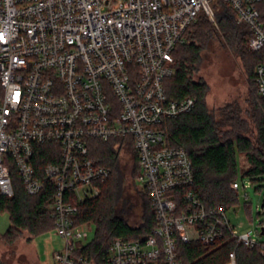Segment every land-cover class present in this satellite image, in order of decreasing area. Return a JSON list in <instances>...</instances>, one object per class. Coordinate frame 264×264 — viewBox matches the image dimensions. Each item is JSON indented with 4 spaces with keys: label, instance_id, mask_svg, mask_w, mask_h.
I'll list each match as a JSON object with an SVG mask.
<instances>
[{
    "label": "built area",
    "instance_id": "built-area-1",
    "mask_svg": "<svg viewBox=\"0 0 264 264\" xmlns=\"http://www.w3.org/2000/svg\"><path fill=\"white\" fill-rule=\"evenodd\" d=\"M217 1L0 0V198L15 192L13 168L30 195L50 186L64 243L55 264H95L78 254L92 226L79 221V205L111 174L92 143L112 139L136 152L156 225L141 239L113 240L103 264H183L179 241L211 247L227 236L264 253V224L240 232L226 208H208L191 190L189 153L169 145L163 127L196 104L194 96L169 97L164 83L201 12L218 27L228 8L249 29L248 49L264 52V0H222L215 9ZM254 79L264 96V60ZM41 151L50 159L43 167ZM227 264H237L235 250Z\"/></svg>",
    "mask_w": 264,
    "mask_h": 264
},
{
    "label": "trees",
    "instance_id": "trees-1",
    "mask_svg": "<svg viewBox=\"0 0 264 264\" xmlns=\"http://www.w3.org/2000/svg\"><path fill=\"white\" fill-rule=\"evenodd\" d=\"M219 16L217 28L201 12L188 28L186 41L174 49L175 72L165 79L166 91L171 98L194 96L196 104L190 112L166 119L163 127L167 143L185 148L193 161L195 181L191 190L208 208L228 209L238 200V192L232 188V183L238 179V155L248 163L242 176L254 182L264 178V96L250 93L246 108L234 100L218 109H210L207 104L210 85L202 77L195 78V74L199 71L203 51L210 49L217 37L235 45L253 83L255 67L264 60V52L248 49L249 29L239 23L228 8L224 7ZM122 143L119 139L92 143V155L111 170L109 178L100 184L99 194L79 205V221L94 225L95 236L78 254L95 264H103L116 238L141 239L156 225L151 200L136 179L140 171L137 154L130 146L123 150ZM44 146L42 148H46ZM42 153L44 151L40 152L41 167L50 160ZM126 153L131 155V165L123 163ZM12 175L13 196L0 198V212L9 213L11 225L0 235L14 241L25 231L35 237L53 230L50 186L46 184L38 194L30 195L15 168ZM232 250L236 252L237 264H264V253L258 248L236 245L230 236L211 247L199 242H178L179 259L183 264H227ZM0 264H5L1 258Z\"/></svg>",
    "mask_w": 264,
    "mask_h": 264
},
{
    "label": "rangeland",
    "instance_id": "rangeland-1",
    "mask_svg": "<svg viewBox=\"0 0 264 264\" xmlns=\"http://www.w3.org/2000/svg\"><path fill=\"white\" fill-rule=\"evenodd\" d=\"M221 3L222 0H218L217 3H213V7L219 9ZM199 67L195 78L202 77L210 85L207 96L210 109H218L234 100L239 101L243 108H246L250 93L256 95V85L245 70L243 59L238 55L235 45L223 40L222 37L214 39L212 47L203 51V59ZM130 158L131 155L126 153L123 163L130 162L131 165ZM247 165L246 159L238 155L237 173L241 187L237 191V202L227 209L229 219L240 232L260 228L264 224L262 206L264 178L254 182L249 177L242 176L243 169ZM130 181L131 179H128V182ZM245 183L248 184L247 187L243 186ZM132 189L134 191V188ZM10 225L9 213L0 212V233H5ZM89 229L86 243L95 236V226L92 225ZM259 239L264 241V234L260 235ZM63 246V240L55 229L35 237H30L25 231L14 241H9L0 235V258L5 264H55L54 253Z\"/></svg>",
    "mask_w": 264,
    "mask_h": 264
},
{
    "label": "water",
    "instance_id": "water-1",
    "mask_svg": "<svg viewBox=\"0 0 264 264\" xmlns=\"http://www.w3.org/2000/svg\"><path fill=\"white\" fill-rule=\"evenodd\" d=\"M262 206H264V200H263V204H262Z\"/></svg>",
    "mask_w": 264,
    "mask_h": 264
}]
</instances>
